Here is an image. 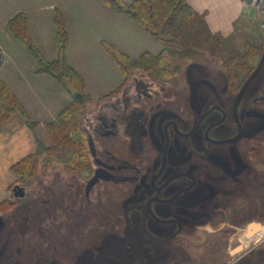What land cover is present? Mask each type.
I'll list each match as a JSON object with an SVG mask.
<instances>
[{
	"label": "flooded vegetation",
	"instance_id": "af4514ba",
	"mask_svg": "<svg viewBox=\"0 0 264 264\" xmlns=\"http://www.w3.org/2000/svg\"><path fill=\"white\" fill-rule=\"evenodd\" d=\"M263 70L264 60L238 103L253 71L208 107L189 83L187 101L134 77L86 119L84 178L53 177L34 196L21 186L18 206L0 218V264H150L148 249L176 245L215 172L241 176L260 147L264 93L253 86Z\"/></svg>",
	"mask_w": 264,
	"mask_h": 264
},
{
	"label": "crops",
	"instance_id": "0c3cea01",
	"mask_svg": "<svg viewBox=\"0 0 264 264\" xmlns=\"http://www.w3.org/2000/svg\"><path fill=\"white\" fill-rule=\"evenodd\" d=\"M187 4L204 16L211 33L224 38L231 31L219 24V11L230 7L222 20L243 14L241 0H187ZM62 23L66 65L80 77L83 93L93 101L116 95L124 84V70L109 54V47L131 60L161 51L138 24L102 0H0V81L17 104L0 122V205L18 181L12 168L29 157L35 160L38 145H52L47 126L74 104L72 91L41 72L36 57L18 37L23 31L21 35L39 56L52 63L60 55Z\"/></svg>",
	"mask_w": 264,
	"mask_h": 264
},
{
	"label": "rangeland",
	"instance_id": "374dc122",
	"mask_svg": "<svg viewBox=\"0 0 264 264\" xmlns=\"http://www.w3.org/2000/svg\"><path fill=\"white\" fill-rule=\"evenodd\" d=\"M225 10L226 14L230 13V7ZM225 12L220 10L217 19L221 26L225 25L224 28L229 26L231 35L223 40L218 38L217 51L212 54L201 52L194 58L174 59L173 62L179 65L180 72L169 80H158L143 66L138 65L124 72L123 87L132 85L133 78L140 76L145 81L176 87L180 95L190 101L191 93L186 88V83H189L203 107L229 96L227 90L224 92L225 84H233L234 92L236 82L243 81L257 66L264 49V34L259 30L258 16L253 10H247L234 20L232 15L222 20ZM228 51L244 56V68L234 69L232 64L227 65L222 60L226 56L224 53ZM255 85L259 86H253L258 88L259 93H264V70ZM119 91L116 95L99 101H85L81 110L83 129L87 128L86 119L90 114L94 119L102 106L119 96ZM251 107L253 109V105ZM250 122L251 126L258 123L253 118ZM260 135L262 138L258 151L252 152L250 158H245L249 166L244 174L232 178L217 170L216 180L213 179L206 185L207 198L203 205L189 211L188 216L192 221L186 227L183 237L172 247L148 249L151 251L150 264H264V234L257 239H251L249 244L243 239L251 226L264 227V132ZM56 153H37L35 161L30 163V170L8 189L9 199L0 205V218L6 209L18 206L19 200L12 193L15 185L26 186V191L34 196L41 186L46 185L49 188L53 177L61 176L66 180L73 175L70 172H74L79 178L85 177L83 165L76 166L75 162L68 161L69 150L63 148ZM239 154L242 156L244 153Z\"/></svg>",
	"mask_w": 264,
	"mask_h": 264
},
{
	"label": "trees",
	"instance_id": "16d2710c",
	"mask_svg": "<svg viewBox=\"0 0 264 264\" xmlns=\"http://www.w3.org/2000/svg\"><path fill=\"white\" fill-rule=\"evenodd\" d=\"M102 1L114 10L124 13L154 38L161 47L158 54L144 53L137 60H131L109 47V54L125 73L129 69L141 65L158 80L172 79L180 72L179 65L173 62L174 59L194 58L201 52L212 54L219 47L218 38L224 39L220 35L211 33L204 16L195 13L187 4V0H134L130 4H124L120 0ZM21 28L20 31L17 30V34L23 29ZM21 34H23V31L18 37L36 57L40 67L39 70L54 76L65 87L67 86L72 94H79L78 97H75L74 104L61 113L55 122L47 126L52 145L49 148L38 145L37 153H58L66 148L70 152L68 161L75 162L76 166L83 165L85 167V130L81 126V110L89 97L82 91L80 77L66 65L63 55L66 40L63 23L59 24L60 55L58 60L52 63L45 62L34 50L26 36ZM224 55L226 56L222 60L227 65L232 64L231 66L234 69L237 67L244 68L243 55H237L230 51L224 53ZM16 105L13 96L0 81V122L15 110ZM37 153L35 156H37ZM33 158L29 157L12 168L18 176V180L24 176L27 170H30L29 168L32 165L30 163L35 161Z\"/></svg>",
	"mask_w": 264,
	"mask_h": 264
},
{
	"label": "water",
	"instance_id": "95a60500",
	"mask_svg": "<svg viewBox=\"0 0 264 264\" xmlns=\"http://www.w3.org/2000/svg\"><path fill=\"white\" fill-rule=\"evenodd\" d=\"M263 60H264V54L262 56V59L260 61V63L258 64V66L256 67V69L251 73V75L248 77V79L246 80L245 84L243 85L238 97H237V103L240 101V99L242 98V95L243 93L245 92L246 88L249 86V84L256 78V76L258 75V73L260 72L261 70V67H262V64H263ZM0 63H1V53H0ZM79 94L78 93H74V97H78ZM96 178L97 177H94L92 179V181L90 182V185H92L95 181H96ZM12 193H13V196L16 197V198H21L23 197L24 195V192H23V189L21 186L19 185H15L13 188H12Z\"/></svg>",
	"mask_w": 264,
	"mask_h": 264
},
{
	"label": "built area",
	"instance_id": "2783aa9c",
	"mask_svg": "<svg viewBox=\"0 0 264 264\" xmlns=\"http://www.w3.org/2000/svg\"><path fill=\"white\" fill-rule=\"evenodd\" d=\"M242 11L253 10L258 16L259 30L264 34V0H241Z\"/></svg>",
	"mask_w": 264,
	"mask_h": 264
},
{
	"label": "bare ground",
	"instance_id": "6f19581e",
	"mask_svg": "<svg viewBox=\"0 0 264 264\" xmlns=\"http://www.w3.org/2000/svg\"><path fill=\"white\" fill-rule=\"evenodd\" d=\"M262 234H264V227H262V226L257 227L256 225H253L248 230L247 234L244 236L243 239L246 242V244H249L251 239H253V238L257 239Z\"/></svg>",
	"mask_w": 264,
	"mask_h": 264
}]
</instances>
